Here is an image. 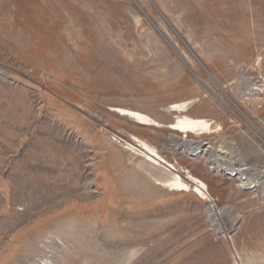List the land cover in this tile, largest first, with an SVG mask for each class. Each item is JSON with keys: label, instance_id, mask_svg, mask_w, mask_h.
Instances as JSON below:
<instances>
[{"label": "rangeland", "instance_id": "obj_1", "mask_svg": "<svg viewBox=\"0 0 264 264\" xmlns=\"http://www.w3.org/2000/svg\"><path fill=\"white\" fill-rule=\"evenodd\" d=\"M185 100L212 132L170 129ZM135 135L211 199L157 184ZM45 253L264 264V0H0V264Z\"/></svg>", "mask_w": 264, "mask_h": 264}, {"label": "bare ground", "instance_id": "obj_2", "mask_svg": "<svg viewBox=\"0 0 264 264\" xmlns=\"http://www.w3.org/2000/svg\"><path fill=\"white\" fill-rule=\"evenodd\" d=\"M254 89H257V88H254ZM191 104L192 102L190 100H185L181 102H175L171 105V107L169 108L170 111L179 110V111H184V113H179L175 116L176 117L175 120L171 122V124L169 125L170 129L176 130L177 132H181L183 133V135L185 134V137L188 136V134L192 132L197 133L199 135L212 132V129L215 127H213V122L211 120L205 117H194L185 111ZM114 111L118 115L126 119L128 118L141 126L142 125H145V126L161 125V123L157 119L152 118L146 112L142 110L140 111L138 109H135L129 106L127 107L115 106ZM191 145H194V144H191ZM128 146L132 149L140 150V152L142 153L144 157V162L147 164V167H148V169L146 170L150 174V177H152L157 182V184L162 185L171 191L190 189V190H193L197 195H200L202 199L203 198L211 199L212 196L208 189L207 183L203 179H200L199 177L191 174L189 170L187 171L186 175L175 171L176 170L175 165L165 160L162 157V155L159 153V151L155 147H152L143 138L141 139L139 136L135 135V142L132 144H128ZM203 148L205 149V147ZM163 164L167 166L168 171L160 167ZM214 211L216 214H218L219 212V211L217 212L216 210ZM50 260L51 258L48 256L47 253H45L44 257L42 258V264H51Z\"/></svg>", "mask_w": 264, "mask_h": 264}]
</instances>
